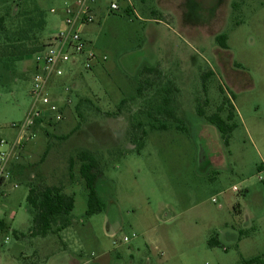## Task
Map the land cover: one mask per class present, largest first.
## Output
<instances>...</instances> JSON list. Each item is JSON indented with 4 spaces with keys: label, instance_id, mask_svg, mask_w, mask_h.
<instances>
[{
    "label": "rangeland",
    "instance_id": "1",
    "mask_svg": "<svg viewBox=\"0 0 264 264\" xmlns=\"http://www.w3.org/2000/svg\"><path fill=\"white\" fill-rule=\"evenodd\" d=\"M73 1L0 0V44L19 33L28 49L35 40L48 43L63 27L64 4ZM113 1L98 0V20L86 33L89 50L107 60L88 71L83 57L69 66L71 82H51L49 94L64 119L36 126L38 138L25 142L11 165L19 187L0 211L7 226L0 230V264H20L13 256L24 261L36 252L34 264H42L43 247L56 252L49 264H73L79 255L85 259L79 264L264 260V183L258 179L264 168V0H118L115 15L108 12ZM42 14L40 34L35 25ZM223 35L226 49L216 42ZM34 56L0 62V141L7 143L0 151L18 139L12 126L22 125L34 105ZM154 67L163 76L147 79L143 69ZM145 80L152 86L139 95ZM168 83L178 90L179 123L157 114ZM65 87L72 88L69 95ZM199 107L206 117H232L237 128L228 146ZM82 148L96 152L103 171L97 192L105 209L91 217L84 187L72 185L80 181L79 165L74 180L68 172L70 157ZM44 186L74 188L76 236L62 237L66 251L57 252L67 245L56 235L45 242L14 236L32 227L29 188ZM216 240L220 245L211 246Z\"/></svg>",
    "mask_w": 264,
    "mask_h": 264
},
{
    "label": "trees",
    "instance_id": "2",
    "mask_svg": "<svg viewBox=\"0 0 264 264\" xmlns=\"http://www.w3.org/2000/svg\"><path fill=\"white\" fill-rule=\"evenodd\" d=\"M42 15L43 20L35 25L40 34L46 27V17L45 14ZM31 22L30 19L26 20L28 28L32 27ZM16 35H18L17 38L8 39V42L0 44V62H20L26 57L43 52L47 47V43L39 44V42L35 40L34 43L36 47L28 49L22 43L23 39L27 38H23L21 33ZM216 42L222 48H227L225 35L217 37ZM143 75H145L147 79H149L151 75L161 78L163 73L160 67H154L144 68ZM207 76L208 74L204 75L203 80H206ZM168 85L169 86L162 90L164 96L160 100V103L157 104V114L166 120L179 123L180 119L174 109L175 99L173 97L174 93L178 92V90L174 84L168 83ZM148 86H152V81L145 80L138 89V94L141 95ZM198 114L200 117H203L209 125L217 129L222 141L228 146L231 135L237 128L236 124H230L232 117H229L228 120H224L217 114L206 117L201 107L198 108ZM41 123L42 121H39L38 125ZM161 127L165 129L164 125ZM77 165H79V179L87 192L86 216L91 217L100 214L105 209L104 203L97 192V184L103 175L101 163L93 152L82 148L77 150L76 154L69 159L68 172L71 180H74V171ZM27 204L32 216V227L27 235L14 232V236L17 240L34 238L44 239L49 236H57L62 230L72 225L71 214L75 208V197L64 193V188L62 186L30 187ZM6 229L7 226L5 222L0 220V230ZM210 244L214 247L220 245L217 240ZM240 264H264V260L258 257L243 261Z\"/></svg>",
    "mask_w": 264,
    "mask_h": 264
},
{
    "label": "built area",
    "instance_id": "3",
    "mask_svg": "<svg viewBox=\"0 0 264 264\" xmlns=\"http://www.w3.org/2000/svg\"><path fill=\"white\" fill-rule=\"evenodd\" d=\"M129 1V0H125ZM98 0H74L72 3L66 2L60 13L63 16V27L59 29L54 37L49 40L43 52L36 54L35 68L31 96L34 105L22 125H13L20 132L18 139L8 150L0 151V211L4 209V201L10 190L18 189L19 185L14 180L11 165L19 160L18 150L25 142L35 139L36 134L33 130L38 126V122L52 121L56 124L64 119V113L49 94L51 82L64 79L72 72L69 68L75 66L80 59L86 70L92 71L100 62L107 60L106 56L101 57L93 50H89L88 41L84 38V29L94 24L98 18L96 7ZM121 9L118 0H114L109 8V14H117ZM53 14L59 13L56 10ZM79 58V59H78ZM70 87H65V94L71 93ZM72 100L68 99L67 103ZM7 144L0 141V145ZM258 179L264 183V168L259 171ZM238 192L237 187L233 188ZM216 203V200H213ZM125 239V242H128ZM90 262L87 261L86 264Z\"/></svg>",
    "mask_w": 264,
    "mask_h": 264
},
{
    "label": "crops",
    "instance_id": "4",
    "mask_svg": "<svg viewBox=\"0 0 264 264\" xmlns=\"http://www.w3.org/2000/svg\"><path fill=\"white\" fill-rule=\"evenodd\" d=\"M102 9V6L99 4V2H98V5H97V7H96V13H97V17H98V14L100 13V10ZM63 17V16H62ZM88 27L87 28H85L84 29V32H83V35H84V38L88 41L89 40V38L86 36V33H87V31H88ZM50 40V39H49ZM103 62H100V64H102ZM98 67H99V64L94 68L95 70L96 69H98ZM72 78H73V76H68V77H66V78H64V79H61V80H57L56 81V83H60V84H62V82H64V83H67V82H71V80H72ZM55 83V84H56ZM53 91H54V88L52 89V91H51V93L53 94ZM54 93H55V91H54ZM44 124H46V121L45 122H43V123H41V125L40 126H44ZM38 128H40V127H38ZM36 138H38V137H36ZM83 149H85V148H83ZM88 150H90L91 152H93V153H95L96 154V152H94L93 151V149L92 148H87ZM15 165V164H14ZM12 167V166H11ZM10 167V168H11ZM263 169V167H261L260 168V170H262ZM13 174V173H12ZM38 177V176H37ZM99 183V182H98ZM75 184H77V185H82L83 186V184L78 180V179H76L75 180V182H73L72 183V185H75ZM97 186H98V184H97ZM84 187V186H83ZM64 188V187H63ZM85 190V189H84ZM73 191H74V188H73V186H71L70 188H64V193H66L67 195H73L74 197H75V194L73 193ZM87 193V192H86ZM99 195V194H98ZM102 200V199H101ZM1 221H5L4 219H0ZM73 223L72 224H74L75 225V222L74 221H72ZM6 224V223H5ZM74 225H71L70 227H68V228H66V229H64V230H62L60 233H59V235H57V236H59L60 237V241H64V243H66V244H64L63 243V245H65V247H66V245H67V247H66V249H63V247H62V249L61 248H57L56 247V250H57V252H61V251H66V250H68V244H67V241H69V237H68V235L69 236H71L70 238H74V235L76 236V230H75V232L74 231H72V229H73V227L72 226H74ZM77 227V226H76ZM19 233V232H18ZM22 234V233H21ZM78 234H79V232H78ZM83 233L81 232V235H82ZM80 235V234H79ZM80 235V236H81ZM51 237H55V236H49V237H47V238H44V242L45 241H48ZM62 237H64V239L66 240L67 239V241H65L64 239H62ZM81 245H83V242L81 243ZM54 247V246H53ZM52 247H49V249H45V247H43V249H42V252L40 253L41 255H43V256H45V258L41 261L42 262V264H49L50 263V261H51V258H52V256L56 253V252H52V249H51ZM45 249V250H44ZM49 250V251H48ZM81 251H82V249H81ZM80 251V252H81ZM20 254H22V253H20ZM39 253L38 252H36V253H34L32 256H28V257H26V258H23V259H26V260H24V261H19V257H17L16 255L15 256H13V259L14 260H16L18 263H20V264H34V259L36 258V260H39L37 257H36V255H38ZM32 258H34V259H32ZM78 259L79 260H85L84 258H82L80 255L78 256ZM79 260H74V263L73 264H79ZM88 260H86V262H87ZM96 264H101V263H96Z\"/></svg>",
    "mask_w": 264,
    "mask_h": 264
}]
</instances>
